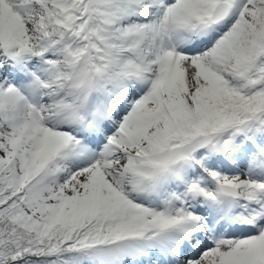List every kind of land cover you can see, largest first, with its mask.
Wrapping results in <instances>:
<instances>
[{"label":"snow or ice","instance_id":"1","mask_svg":"<svg viewBox=\"0 0 264 264\" xmlns=\"http://www.w3.org/2000/svg\"><path fill=\"white\" fill-rule=\"evenodd\" d=\"M0 264H264V0H0Z\"/></svg>","mask_w":264,"mask_h":264}]
</instances>
